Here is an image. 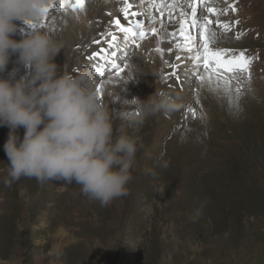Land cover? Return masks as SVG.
I'll list each match as a JSON object with an SVG mask.
<instances>
[{"label":"rangeland","instance_id":"obj_1","mask_svg":"<svg viewBox=\"0 0 264 264\" xmlns=\"http://www.w3.org/2000/svg\"><path fill=\"white\" fill-rule=\"evenodd\" d=\"M67 1L64 5L53 0L47 21L41 20L43 29L33 31L18 21L12 38L18 42L43 32L51 22L54 33L49 34L62 49L54 61L58 75L65 66L73 76L93 73L96 88L104 85L100 101L112 113L114 127L125 126L143 148L132 170L129 194L102 207L84 197L75 183L42 187L25 178L6 186L5 144L11 129L0 125V264H264V0H217L203 7L205 18L213 21L210 30L216 33L213 49L230 51L233 58L244 52L253 63L250 80L248 74H224L239 76L231 80L230 91L206 92L189 80L195 94L189 87L184 94L176 91L179 84L172 72L179 68L181 75L187 68L184 60L176 62V56L188 55L176 49L178 37L175 43L166 40L157 46L149 31L143 40L126 45L114 25L120 18L125 27L132 26L123 20L124 0L119 14L103 12L88 20L79 35L70 28L62 31V21L71 22L80 14L72 11L75 0ZM154 1L136 0L138 10L145 13L143 20L152 16L147 10ZM180 1L185 3L181 11L190 13L188 0ZM213 7L226 12L218 18L231 31L219 28L217 16L208 15ZM176 9L153 16L160 23L159 19L175 16ZM188 16L184 17L191 21V13ZM109 32L118 37V46L99 63L106 72V77H99V66L87 58L112 43ZM67 48L70 52L64 51ZM16 57L10 58L0 78L15 81L32 71ZM108 61L128 67L117 78ZM157 90L176 98L179 109L128 127L140 117L135 115L139 105ZM189 107L196 110L195 119ZM16 134L22 141L25 129ZM161 156L170 162L169 168H156L159 179H153L144 169L153 168ZM161 185L163 196L157 193Z\"/></svg>","mask_w":264,"mask_h":264},{"label":"clouds","instance_id":"obj_2","mask_svg":"<svg viewBox=\"0 0 264 264\" xmlns=\"http://www.w3.org/2000/svg\"><path fill=\"white\" fill-rule=\"evenodd\" d=\"M51 4L52 0H0V72L14 54L32 69L19 80L0 78V125L11 129L5 144L9 161L5 183L10 187L25 178L42 187L75 183L89 201L108 207L129 194L143 145L125 126L114 127L93 73L77 77L65 66L63 75H58L54 61L62 49L49 33L33 32L20 42L12 38L18 21L39 24ZM179 107L176 98L157 90L143 101L140 117L128 127H139L144 120ZM20 128L25 129L22 141L16 134ZM169 163L161 156L144 172L159 179L155 169L166 171ZM157 193L165 194L163 185Z\"/></svg>","mask_w":264,"mask_h":264},{"label":"snow or ice","instance_id":"obj_3","mask_svg":"<svg viewBox=\"0 0 264 264\" xmlns=\"http://www.w3.org/2000/svg\"><path fill=\"white\" fill-rule=\"evenodd\" d=\"M167 2L171 3L172 0H167ZM207 2L208 0H188L187 8L190 9L191 21L185 19L180 25L179 33H171L173 38H177V36H179V40L182 41L176 43V49L188 54L185 57H181L180 55L176 56L177 63L181 60H184L187 63V68L183 73V78L181 75L177 74L179 68L172 72V76L176 78L181 88L189 87V90L194 94L197 92V89L189 85V80L197 81L201 88L207 87L210 91H219L221 88L226 91H230L231 80L239 79V76L233 75L231 77H226L224 74H248L250 80V68L253 63L252 59L246 58L244 52H240L238 57L233 58V54L230 51L213 49L211 41L216 35L215 31L210 30L213 21L211 19H206L202 10ZM124 4L127 7L121 9V12L123 13V20L130 23L132 26L125 27L120 18H116L114 20V25L119 32L123 34L126 45L135 43L136 40H143L146 33L149 31L152 35H156V16H150L148 20L145 21L142 19L145 13L138 10L135 0H124ZM197 6L201 9L199 13ZM85 8V0H75V4L72 6V11L83 12L85 11ZM129 10H132L131 16L136 18L135 21H129ZM45 11L46 14L43 17V20L47 21L50 8ZM209 12L211 15L217 16L216 23L219 28L231 31L230 25L220 24L218 18L219 15H226V12L221 11L220 13H217V10L214 7L210 8ZM108 15L111 16V13H108ZM160 15H163V13L161 12ZM187 15L188 12L182 13V16ZM236 24L238 25L239 21H237ZM28 26L35 31L37 28L43 29L45 24L42 22L39 24L28 23ZM196 29H200L199 42L197 33L195 32ZM108 35L112 36V43L108 44L106 48H101L99 52L88 57L87 59L90 62L95 63L98 59L107 60V56L111 54L109 50L118 46V37L113 35L111 32H109ZM236 38L239 39V35ZM97 43L101 42L98 41ZM139 47L140 45L136 44V48L138 49ZM201 48L203 49V52H201ZM108 63L111 68L115 69V76L117 78H120L122 73H124L125 69L128 67L127 64L113 63L111 61H108ZM96 75L99 77H106L103 64L96 68ZM103 87L104 85L101 83L96 88L101 101L104 99V93L102 91ZM240 90V88L236 89L237 94H239ZM197 103H199L198 100ZM188 112L192 115L193 119L196 118L197 114L194 108L189 107ZM135 115L139 117L140 113L136 112Z\"/></svg>","mask_w":264,"mask_h":264},{"label":"bare ground","instance_id":"obj_4","mask_svg":"<svg viewBox=\"0 0 264 264\" xmlns=\"http://www.w3.org/2000/svg\"><path fill=\"white\" fill-rule=\"evenodd\" d=\"M152 1V0H151ZM165 1H167V0H165ZM163 2V0H156V1H154V2H151L150 3V7H149V9L147 10V12L148 13H150V14H152V16H153V14L154 13H156V12H158V14H156V15H160V13L162 12V13H164L165 15L164 16H166V14L168 13V11H170V10H172V9H175V7H177V9H176V12H177V14L174 16L173 15V17H170V16H168L166 19H159L158 21H160V23H157L156 24V35H155V39L152 41L155 45H161L160 43H163V41H169L168 43H170V41H172L173 43H175L173 40H177V38H173L172 36H171V33L172 32H177V33H179V29H180V25L183 23V21L186 19V17H184V16H182V13L183 12H185V11H181V7H180V5L181 4H179V3H173L172 2V4H170V3H166V2ZM91 2V3H90ZM135 2H136V0H135ZM138 2V1H137ZM68 3V1L67 0H61V4H67ZM89 4H88V6H87V4H86V8H85V11H83V12H80V14L78 13V14H76V15H74V17L71 19V22L69 21L68 23H66L65 21H62L61 23H63V25H61V27H60V29H62V31L64 30V29H68V28H70V29H74L75 30V32L79 35V32H80V30H82L84 27H85V25H86V23L88 22V20H90V19H94V18H100L102 15H103V12L105 13V14H108V13H118L119 14V11H120V6H121V4H122V2H121V0H89V2H88ZM164 3H166L165 5H164ZM95 5H97L96 7H95ZM51 6H53V0H52V4H51ZM122 6H125V5H122ZM182 6V5H181ZM232 6V5H231ZM127 7V6H126ZM163 7H164V10H161V9H163ZM123 8H125V7H123ZM208 9V8H207ZM132 10H137V9H132ZM132 10H129V21H133L134 19H136L135 17H132L131 16V11ZM86 11H88L87 13H85ZM190 12V11H189ZM70 14V13H69ZM188 14H190V13H188ZM123 15V14H122ZM209 15V14H208ZM155 16V15H154ZM188 16V15H187ZM65 16H63V18H64ZM106 17H108V16H106ZM189 17V16H188ZM62 18V19H63ZM190 19H191V17H190ZM55 20V19H54ZM53 20V21H54ZM64 20V19H63ZM104 20V19H103ZM188 20V19H187ZM109 21V20H108ZM105 22V21H104ZM51 23V22H50ZM49 23V24H50ZM64 23H65V25H64ZM49 24H48V26L46 27V29L44 30V31H48V33H51V31H53V33H54V28H53V24L51 23L50 24V30H49ZM127 25L128 26H131V24L130 23H127ZM26 26L27 27H29L28 26V24L26 23ZM48 28V29H47ZM26 29L23 27V29H22V32H24ZM30 31V30H29ZM43 31V32H44ZM195 32L197 33V37H198V42H199V40H200V31L198 30V29H196L195 30ZM25 35V34H24ZM178 37V40H179V36H177ZM218 38V37H217ZM212 39H215V37H213ZM22 39H20L18 42H20ZM216 40V39H215ZM179 42H182V41H180L179 40ZM148 44V43H147ZM148 45H150V44H148ZM164 45V44H163ZM150 46H153L152 44L150 45ZM154 47V46H153ZM161 47V46H160ZM150 48V47H149ZM149 48H147L148 50H149ZM142 49V48H141ZM110 50H112V49H110ZM109 50V51H110ZM65 52H70V49L69 48H67V49H65L64 50ZM180 51V50H179ZM141 52V51H140ZM147 52V51H146ZM137 53V52H136ZM181 54H182V52H181ZM142 57H144V56H142ZM18 60H19V57H16ZM133 59V58H132ZM163 59V58H162ZM12 62H13V59L11 60ZM104 60H97L95 63H93V62H91V64H93L94 65V67L96 68L97 66H99V63H102ZM131 61H133V60H131ZM116 61H114V63H115ZM13 64H15V62H13ZM17 64V63H16ZM31 69V68H30ZM183 73H184V71H182V73H181V77L183 78ZM76 76L78 77L79 75L78 74H76ZM188 87H184V88H181L180 86L177 88V90L176 91H178V93L180 92H182L181 94H184V93H186V90H188L187 89ZM203 89L206 91V92H208V91H210L207 87H203ZM203 90V91H204ZM214 93H217L218 91H213ZM179 93V94H180Z\"/></svg>","mask_w":264,"mask_h":264},{"label":"trees","instance_id":"obj_5","mask_svg":"<svg viewBox=\"0 0 264 264\" xmlns=\"http://www.w3.org/2000/svg\"><path fill=\"white\" fill-rule=\"evenodd\" d=\"M139 106H140V105H139ZM139 106H137L136 108H139ZM136 110H137V109H136ZM136 112H137V111H136ZM136 112H135V113H136Z\"/></svg>","mask_w":264,"mask_h":264}]
</instances>
